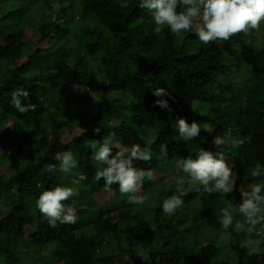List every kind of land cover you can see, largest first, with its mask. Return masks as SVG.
Instances as JSON below:
<instances>
[{"label":"trees","instance_id":"1","mask_svg":"<svg viewBox=\"0 0 264 264\" xmlns=\"http://www.w3.org/2000/svg\"><path fill=\"white\" fill-rule=\"evenodd\" d=\"M121 1L0 0L1 6L9 7L0 16V148L15 146L7 161L11 174L0 172V264H167L171 257L180 264L187 255L191 264H216L221 238L209 236L208 225L229 200L234 215L243 221L238 213L239 189L264 179L254 181L247 172L257 163L264 165V21L259 31L249 35L204 44L194 32L177 36L167 26L156 34L151 13L139 7L141 0L128 9L121 7ZM74 3L78 11H73L71 22L81 25L78 31L61 24ZM29 26L35 29L31 36ZM58 54L64 62L54 69ZM75 60L90 78L73 69ZM237 62L247 67L243 79L235 75ZM91 65L99 69L95 68L96 74ZM157 87L170 96H154ZM20 89L29 93L21 95L22 104H33L34 110L20 113L12 106V93ZM110 95L114 103L109 102ZM158 99L168 101L171 113L154 106ZM49 104L65 109L66 119H56ZM131 110L141 120L131 119ZM181 117L189 124L199 123L196 139L184 141L176 135ZM74 130L72 139L62 138ZM31 131L40 137L36 156L26 154ZM148 132L156 134L153 143ZM111 133H115L112 155L119 146L143 148L148 139L152 160L134 165L154 174L163 166L162 180L171 185L157 199L150 217L137 224L136 204L128 203V196L119 208L103 205L124 198L119 185L106 190L103 179H93L100 165L92 160L88 145ZM223 135L243 141L238 147L231 143L225 147L228 163L239 176L236 190L227 196L198 192L201 186L190 181L179 161L189 155L196 158L203 149L216 151L213 139ZM165 143L168 156L161 158L159 146ZM69 150L78 156V167L63 173L55 153ZM47 164H55L56 170L44 171ZM73 172L86 180L94 195L85 204L86 194L79 188V195L67 202L77 210L76 222L51 227L36 200L43 191L64 186ZM180 179L185 181L184 204L165 215L163 201L178 194ZM152 187L146 178L141 194ZM196 201L200 207H192ZM250 227L264 232V221L254 227L246 224L239 231L229 227L223 233L230 234L228 244L236 264H264V243L262 253L243 244ZM105 250L117 254L105 255Z\"/></svg>","mask_w":264,"mask_h":264},{"label":"clouds","instance_id":"2","mask_svg":"<svg viewBox=\"0 0 264 264\" xmlns=\"http://www.w3.org/2000/svg\"><path fill=\"white\" fill-rule=\"evenodd\" d=\"M151 13L154 21V32L159 34L167 26L170 31L179 36L184 32H194L204 44L215 41H228L233 36L241 33L249 35L252 30L259 31L264 21V0H141L139 5ZM21 95L28 97L29 93L24 90H14L12 93V106L20 113L34 110L35 105L29 103L24 106ZM157 97L170 96L166 89L157 87L153 90ZM154 106H160L171 113L172 109L166 99H158ZM176 127L182 140H194L200 133V125L196 121L191 124L183 117L178 118ZM97 133L100 128H96ZM115 133L105 136L102 141L92 140L88 147L92 152V160L100 165L97 168L94 181H105V189L110 190L113 184L119 185L121 195L128 196V203L143 205L148 196L141 194L145 179L154 180L152 169L144 170L134 165V161L150 162L152 151L149 146L141 147L134 144L131 148L119 146V150L113 153ZM148 142H146L147 144ZM231 143L233 148L238 147L243 141H230L227 135L216 136L213 144L216 151L200 150L196 158L189 155L179 161V167L187 174L193 184L198 183L201 187L196 190L203 191L208 195L219 193L222 196L232 194L236 190L238 173L228 163L225 147ZM161 158L168 156V145L159 146ZM55 160L59 162V171L68 173L78 167V160L72 151L55 153ZM57 166L47 164L44 171L53 172ZM248 174L255 181L256 178L264 177V165L257 163L247 169ZM184 180L177 181V193L163 201L165 215L174 214L184 204L182 197L186 195ZM73 184L79 185L78 180ZM241 202L238 205V213L243 221L236 219L233 212L232 202H226V207L220 210L219 222L223 229L233 226L237 231L245 225L254 227L264 221V179L250 183L245 190L239 189ZM79 195V187L56 186L43 191L36 200V207L43 218L51 227L57 223L72 224L76 222V208L67 202ZM249 231L252 230L250 227Z\"/></svg>","mask_w":264,"mask_h":264},{"label":"rangeland","instance_id":"3","mask_svg":"<svg viewBox=\"0 0 264 264\" xmlns=\"http://www.w3.org/2000/svg\"><path fill=\"white\" fill-rule=\"evenodd\" d=\"M136 0H122L121 3V7L123 9H128L130 6H133L135 4ZM74 7H70V12H69V16L68 19L64 20L61 22V24L63 26H65L66 29L68 30H72V31H78V29L81 27L80 24L75 23L74 25L71 22V18L73 17V11H78V4L75 6V3L73 4ZM29 6V5H27ZM8 6L4 5L1 6L0 4V16L4 15V13L8 10ZM77 22H79L80 20L77 19ZM152 23H154L153 19H152ZM42 24H44V22H42ZM29 25V24H28ZM33 28V27H32ZM30 26L27 28V34L28 36H31L33 33V29ZM35 30V29H34ZM26 35V32H25ZM90 43V41H89ZM197 43V42H196ZM199 44V43H197ZM232 58L231 54L229 56V59ZM64 62V58L63 56H61L60 54H58L57 58L55 59V62L52 64L54 67V69L57 68V65L60 66L62 65V63ZM229 61L226 63L228 64ZM74 70H78L80 72H82L83 77L85 78H90L91 74H89L88 72H86L85 68L83 66H81L79 64L78 60H75L73 65H72ZM99 70L97 68V66H92L91 65V69L95 72L96 74V70ZM234 70H235V75L237 78L239 79H243L244 75H247V67L245 65V63H241V62H237L236 66H234ZM104 70L101 69L100 72V77L103 76ZM63 87V83H61V85L59 86V88ZM63 95V94H62ZM63 97H65L63 95ZM115 98L113 96H109V102L114 103ZM49 111L55 116L56 119L62 120V119H66V110L55 105V104H49ZM140 119L141 117L140 115L136 114L133 110H131V119ZM74 131H67V133L65 134V136H63L62 138L66 141V140H70L72 139V134L75 132ZM51 133V131H50ZM29 139H28V143L26 146V154L27 155H35L37 154V148L39 147V135L37 132L35 131H31L29 134ZM147 137H149L151 143L154 142V140L156 139V134L154 132H148ZM176 135L179 136V132L178 129L176 128ZM137 137H139V135H137ZM59 140H61V136L59 137ZM148 142L146 144V146H149V140L147 139L145 141V143ZM127 147V145H124ZM8 148H11V150H7ZM5 148H0V172L3 173L5 176H9L11 174V167L8 166L7 161L9 156L11 155V153L13 152V148L15 147L14 145H8ZM129 147V146H128ZM76 159H78V156H75ZM236 163H238V160L236 161ZM70 174V175H69ZM65 179H64V186H70V187H79L82 188L86 194L85 199L83 200V203L85 204H89L91 202L90 196L94 195L91 186L86 182V180L80 176L78 173L73 172L72 174L69 173ZM155 175V179L154 180H150L151 183H153V187L150 190L149 193H146L145 195L148 196V200L143 204V205H136L135 206V210L138 211V215L136 214V219L134 221L135 224L138 223V220L142 217H147L149 218L151 215V212L154 208V206L156 205L157 199L161 198V196L166 193V190H169L171 188V185H169L166 180H162V178H165V168L163 166H159V170L157 172V174ZM74 180H78L79 181V185H75L73 184ZM127 196L125 195L124 198H120L118 200H116L114 202L113 205H108L106 203H103V205H105L106 207H112V208H119L123 205V201L124 199H126ZM98 200H100V198H98ZM200 202L196 201L192 204V207H200ZM123 211V210H121ZM124 212L126 213H131V210L126 209ZM3 214H5V212H2ZM219 216L215 219L212 220L211 224H209L206 232L209 236H211L212 238H221L220 242V249H221V253L219 255V258L217 260L216 264H236V258H235V254L232 251V249L229 247L228 242L230 241V234L226 233L223 234L225 229L222 228L220 222H219ZM236 219H238V217L236 216ZM211 221V220H209ZM214 222V224L212 225V223ZM233 228V226H231ZM251 233H249V236H247L244 241L243 244L246 248L251 249L252 251L256 252V253H262L263 249H261V245L264 243V232L261 228L258 227H254L251 231ZM191 243V240H190ZM105 255H115L117 254V251H109V250H105ZM191 255H187L185 257H183L182 261L180 262V264H191V259H190ZM177 260L175 258H169L167 261V264H176Z\"/></svg>","mask_w":264,"mask_h":264}]
</instances>
